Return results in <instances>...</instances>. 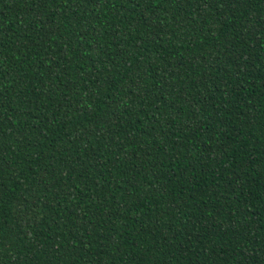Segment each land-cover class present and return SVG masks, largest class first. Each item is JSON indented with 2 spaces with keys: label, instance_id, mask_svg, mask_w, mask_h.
<instances>
[{
  "label": "trees",
  "instance_id": "1",
  "mask_svg": "<svg viewBox=\"0 0 264 264\" xmlns=\"http://www.w3.org/2000/svg\"><path fill=\"white\" fill-rule=\"evenodd\" d=\"M0 264H264V0H0Z\"/></svg>",
  "mask_w": 264,
  "mask_h": 264
}]
</instances>
